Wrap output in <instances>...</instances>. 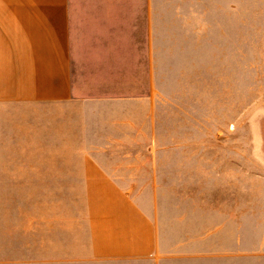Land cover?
Segmentation results:
<instances>
[{
	"label": "crops",
	"instance_id": "crops-1",
	"mask_svg": "<svg viewBox=\"0 0 264 264\" xmlns=\"http://www.w3.org/2000/svg\"><path fill=\"white\" fill-rule=\"evenodd\" d=\"M187 2L0 0V190H20L0 191V264H253L246 247L173 249L155 208L92 159L108 150L76 145L93 124L154 118L157 29Z\"/></svg>",
	"mask_w": 264,
	"mask_h": 264
},
{
	"label": "rangeland",
	"instance_id": "rangeland-1",
	"mask_svg": "<svg viewBox=\"0 0 264 264\" xmlns=\"http://www.w3.org/2000/svg\"><path fill=\"white\" fill-rule=\"evenodd\" d=\"M173 25L157 29L154 118L99 132L93 124L92 139L77 148L108 150L92 159L129 180L126 191L155 208L172 228L173 249L198 241L209 254L227 256L246 247L259 264L264 0H188ZM0 191L7 199L20 192Z\"/></svg>",
	"mask_w": 264,
	"mask_h": 264
}]
</instances>
